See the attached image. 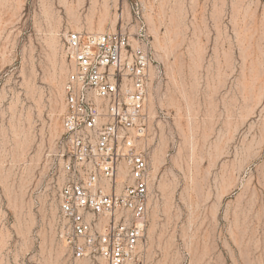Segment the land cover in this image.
Wrapping results in <instances>:
<instances>
[{
	"label": "rangeland",
	"instance_id": "obj_1",
	"mask_svg": "<svg viewBox=\"0 0 264 264\" xmlns=\"http://www.w3.org/2000/svg\"><path fill=\"white\" fill-rule=\"evenodd\" d=\"M141 21L156 60L151 264H264V0H0V264L68 258L67 32L135 35Z\"/></svg>",
	"mask_w": 264,
	"mask_h": 264
},
{
	"label": "built area",
	"instance_id": "obj_2",
	"mask_svg": "<svg viewBox=\"0 0 264 264\" xmlns=\"http://www.w3.org/2000/svg\"><path fill=\"white\" fill-rule=\"evenodd\" d=\"M64 48L72 67L58 154L65 264H151L147 101L156 60L146 25L135 35L70 30Z\"/></svg>",
	"mask_w": 264,
	"mask_h": 264
},
{
	"label": "bare ground",
	"instance_id": "obj_3",
	"mask_svg": "<svg viewBox=\"0 0 264 264\" xmlns=\"http://www.w3.org/2000/svg\"><path fill=\"white\" fill-rule=\"evenodd\" d=\"M105 5V4H104ZM68 9H70V7L68 8ZM103 10H105V9H103ZM129 12V11H128ZM128 15V14H127ZM117 16H118V14H117ZM77 17V16H76ZM104 17V16H103ZM121 17V16H120ZM119 18V17H118ZM119 20V19H118ZM74 22H75V20H74ZM114 23V22H113ZM78 24V23H77ZM116 24V23H115ZM90 27V26H89ZM57 29V28H56ZM90 29V28H89ZM78 30V29H77ZM91 30V29H90ZM57 32H59V31H57ZM53 35H54V33H53ZM52 37V36H51ZM59 39V38H58ZM160 39V38H159ZM158 39V40H159ZM50 40V39H49ZM54 40V41H53ZM52 41L55 43V39H53ZM157 40V41H158ZM51 41V42H52ZM160 41H158L157 43H159ZM161 44V43H160ZM59 45V44H58ZM161 46H162V44H161ZM54 47V46H53ZM162 48V47H161ZM53 50V49H52ZM159 52V51H158ZM158 54V53H157ZM160 55V54H159ZM159 55H158V58H159ZM198 60V59H197ZM197 62V61H196ZM154 68V67H153ZM59 69H61V68H59ZM57 71V70H56ZM59 74V73H58ZM51 75V74H50ZM59 76V75H58ZM55 78V77H54ZM50 79V78H49ZM57 79V78H56ZM52 81V80H51ZM56 83V82H55ZM62 85V84H61ZM153 88V87H152ZM152 91V90H151ZM58 93V92H57ZM56 95V94H55ZM59 96V95H58ZM150 97V96H149ZM55 102V101H54ZM176 105V104H175ZM177 107V106H176ZM54 108H55V106H54ZM57 110V109H56ZM154 113V112H153ZM152 113V114H153ZM56 119V118H55ZM59 123V122H58ZM192 129V128H191ZM54 130V129H53ZM59 130V129H58ZM193 131V130H192ZM191 133V132H190ZM55 134V133H54ZM192 134V133H191ZM62 135V134H61ZM193 138V137H192ZM54 139H55V137H54ZM220 140V139H219ZM222 140V139H221ZM185 141H187V140H185ZM218 141V140H217ZM29 142V141H28ZM184 142V141H183ZM22 143V142H21ZM192 143V142H191ZM24 144V143H23ZM217 144V143H216ZM221 144V143H220ZM184 145V144H183ZM181 147V146H180ZM184 147V146H183ZM221 147V146H220ZM18 149V148H17ZM181 149V148H180ZM182 149H184V148H182ZM187 150V149H186ZM186 150H184V151H186ZM221 151V150H220ZM192 152V151H191ZM21 153H22V151H21ZM39 153H40V151H39ZM157 153V152H156ZM38 154V153H37ZM159 154H160V151H159ZM189 154H190V151H189ZM188 155V154H187ZM160 156V155H159ZM183 156V155H182ZM191 156H192V154H191ZM215 157V156H214ZM220 157H221V155H220ZM16 158V157H15ZM36 159V158H35ZM34 159V160H35ZM153 159V158H152ZM159 160V159H158ZM165 160V159H164ZM153 161H154V159H153ZM214 161V160H213ZM175 162H176V160H175ZM155 163V162H154ZM161 165V164H160ZM155 167V166H154ZM153 175V174H152ZM156 177V176H155ZM155 177H154V179H155ZM165 177V176H164ZM153 179V178H152ZM162 179V178H161ZM161 179H160V181H161ZM169 181V180H168ZM163 182V181H162ZM158 184H161V183H158ZM162 187V186H161ZM170 190V189H169ZM171 191H172V189H171ZM170 192V191H169ZM170 196V195H169ZM153 202V201H152ZM154 203V202H153ZM158 205V204H157ZM156 205V206H157ZM156 209V208H155ZM154 210V209H153ZM159 210V209H158ZM154 212H155V210H154ZM153 212V213H154ZM156 215V214H155ZM153 220V219H152ZM154 223V222H153ZM152 226V225H151ZM24 229V228H23ZM26 229V228H25ZM27 230V229H26ZM25 231V230H24ZM28 231V230H27ZM24 232H22V234H23ZM156 233V232H155ZM25 234V233H24ZM24 234L22 235V236H24ZM154 237V236H153ZM156 237V236H155ZM153 241H155V238H154V240ZM151 248V247H150ZM50 258V257H49ZM52 258V257H51ZM58 259V258H57ZM56 259V260H57ZM50 264V263H49ZM54 264H55V261H54Z\"/></svg>",
	"mask_w": 264,
	"mask_h": 264
}]
</instances>
